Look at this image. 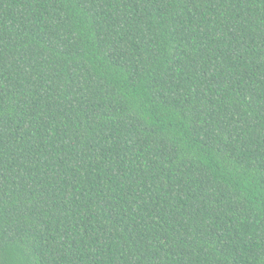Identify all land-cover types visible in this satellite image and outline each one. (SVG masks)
<instances>
[{
  "label": "trees",
  "instance_id": "1",
  "mask_svg": "<svg viewBox=\"0 0 264 264\" xmlns=\"http://www.w3.org/2000/svg\"><path fill=\"white\" fill-rule=\"evenodd\" d=\"M0 264H264V0H0Z\"/></svg>",
  "mask_w": 264,
  "mask_h": 264
}]
</instances>
